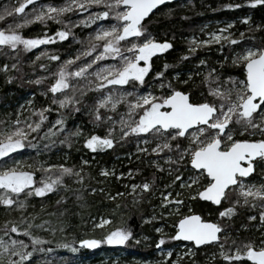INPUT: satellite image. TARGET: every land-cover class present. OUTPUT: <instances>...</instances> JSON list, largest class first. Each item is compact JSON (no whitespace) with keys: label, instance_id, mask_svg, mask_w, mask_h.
Wrapping results in <instances>:
<instances>
[{"label":"snow or ice","instance_id":"1","mask_svg":"<svg viewBox=\"0 0 264 264\" xmlns=\"http://www.w3.org/2000/svg\"><path fill=\"white\" fill-rule=\"evenodd\" d=\"M168 2L13 0L0 10V22H5L0 26V58L3 60L0 73L5 74L9 83L24 80L27 75L24 63L35 73L36 61L47 59L49 63L38 65L44 74L36 75L34 81L29 82L41 85L51 80L43 94H52L51 104L42 107H35L29 100L28 104L32 106L29 116L17 112L15 119L0 120V206L18 212L20 217L19 223L6 220L0 229V264H32L33 259L37 264H46L43 257L53 249L42 246L48 241L38 232L67 235L68 210L47 212L41 203L40 212H27L32 199L46 198L49 193L63 190L75 195L79 206L84 208L87 205L86 201L82 202L81 189L92 194L98 191L85 184L86 178L94 179L85 167L90 166L91 161L82 158L80 167L43 160L25 163L14 159L17 150L36 149L42 140L47 141L42 145L45 151L55 147L57 142L71 149L81 137L84 146L92 152L112 149L120 142L135 139V151L156 171L171 178L161 187L153 175L150 180L126 185L130 192L106 193L109 200L131 195L136 201L142 200L145 193L155 196L158 192L160 203L153 207L160 209V215L153 213L151 217H144L143 222L159 220L172 213L179 216L174 235H164L162 227L155 228L161 233L157 248L166 240L192 242L195 248L175 253V259H172L171 249L162 251L157 264H183L185 258L191 264H197L198 248L210 244L217 246L219 256L227 264H243L245 259L251 264H264V240L258 245L252 240L240 243L232 236L229 223L242 208L258 209L260 223L257 227H264V35L259 37V44L256 35H245L246 32L264 33V19L253 23L249 16H243L241 23L247 28L238 35L230 31L236 21L227 22L217 31L206 32L208 39H197L193 35L188 51L181 55L175 67L165 62L161 70L155 71L153 88L146 80L153 71L152 58L174 45L170 39L156 37L151 31V19ZM244 5L251 8L264 6V0H244L243 5L227 2L221 7L236 9ZM168 12L171 13V9ZM100 21L104 23L89 31L87 36H78L73 31L97 25ZM36 23L42 25L44 34L25 36L23 29ZM50 23L60 27L50 33ZM69 37L81 46L74 54L65 53L62 57L59 52L44 49L32 60H22L24 53H30L38 46L57 40L67 41ZM241 43L244 47L231 53V63L243 69V78L231 75L226 69L227 56L217 61L219 68L210 66L205 59L198 60L194 68L179 66L200 47L217 44L220 45L218 50L223 52L225 44L231 48ZM106 58L116 62L98 63ZM51 62H55L54 68ZM195 77H201L200 81L197 82ZM145 85L147 90L143 88ZM90 93L98 95L90 96ZM50 111L59 115L50 122L51 126H46V113ZM82 111L93 125L87 134L81 124L74 128L68 126L70 118ZM97 127L104 129L103 135L95 131ZM258 170L260 179L253 180ZM36 171L41 173L39 179ZM113 174L107 168H101L99 172L104 177ZM115 175L117 179L126 175L131 178L133 169ZM69 180L80 188L73 189ZM187 189H193L187 200L217 206L215 220L204 218L191 206L187 214L180 215V208L187 203L183 191ZM67 199L68 196L61 195L55 203L60 205ZM41 214L48 219H41ZM52 217L56 219L53 221ZM256 219V215H247V221ZM91 220L93 228L110 223L109 217H101L97 222L93 216ZM241 227L246 229L249 225L245 223ZM13 233L28 237V242L12 236ZM132 239H135L134 230L122 224L109 230L102 239H74L72 243L60 242L57 247L77 253L80 248L124 245ZM209 256L216 259L215 254Z\"/></svg>","mask_w":264,"mask_h":264},{"label":"trees","instance_id":"2","mask_svg":"<svg viewBox=\"0 0 264 264\" xmlns=\"http://www.w3.org/2000/svg\"><path fill=\"white\" fill-rule=\"evenodd\" d=\"M13 0H0V10L9 6ZM54 3H58L59 0H53ZM235 2L243 5L244 0H182L169 5H166L158 12L152 15L151 19V31L156 35L158 39H170L174 47L167 50L165 53L158 54L152 58L153 71L151 75L146 77L149 84H152V76L155 71L161 70L163 64L167 62L169 65L176 66V62L180 59L181 55L188 51L189 39L195 35L196 37H203L204 34L212 28L220 29V27L227 24L229 21H236L230 31L233 35H238L241 31L247 28V25L241 23L243 16H249L253 23L259 22L264 19V6H256L255 8L244 5L236 9H223L221 6L223 3ZM31 7V6H29ZM171 9V13L168 10ZM81 16L84 13H80ZM104 23V21L97 22V25L90 27H79L73 29L78 36H87L89 31H93L96 26ZM5 22H0V26H4ZM57 27L55 23L49 24V32H54ZM25 36H37L43 35V27L39 23L29 25L23 29ZM167 34V35H165ZM246 37L256 35V43L259 44V37L264 33L246 32ZM251 42V41H249ZM80 44L75 43L71 37L67 41H55L51 44H45L38 46L37 49L32 50L30 53H24L22 60L28 61L35 58L39 51L48 49L53 52H59L62 57L65 53H75V50L80 48ZM244 44H238L233 47H229L227 44L223 46V52L219 51L220 45L206 46L197 49L196 53L189 57L188 60L182 61L180 67L184 69L194 68L197 61L205 59L212 67L219 68L217 61L224 60L228 57V61L225 65L226 69L231 75L238 78H243V69L232 65L231 53L239 48H243ZM3 60L0 58V63ZM39 63H49L47 59H40L36 61V72H32V68L24 63V72L27 73L24 80H14L9 83L6 80L5 74L0 73V120L15 119V110L17 107L18 99L24 97H32L33 105L35 107H42L45 104H51L52 94L48 93L45 96L43 93L46 91L51 80L44 81L41 85H36L34 81L36 75H43L42 70L39 69ZM102 64L103 61L98 62ZM52 67H55V62H51ZM11 74V73H10ZM183 78V77H182ZM197 82L201 77H195ZM112 87V86H111ZM110 87V88H111ZM118 87V86H115ZM126 87V86H122ZM155 88V84H152ZM144 90H147V85L143 86ZM131 91V88H127ZM201 90L204 91V86L201 85ZM90 96L98 95L97 93H90ZM56 108V105H52ZM120 111L123 112L124 108L121 105ZM30 113H26L23 116L27 117ZM48 115V121H45L46 126H51L50 122H54L59 115L56 111H50L46 113ZM38 118V117H37ZM76 124H81L84 127L85 133H89L93 129L92 123L88 117L82 111L80 114L70 118L69 128H74ZM95 131L98 134L103 135L104 129L97 127ZM63 137L61 136L60 139ZM39 139V138H38ZM47 143L46 140H42L38 143L36 149H23L17 151L14 155V159H20L25 163H34L36 160H43L47 163H66L68 165H75L80 167V161L82 158L91 161L90 166H85L87 171L91 173L94 179H85V184L91 187H96L98 191L95 194L87 192L81 189L82 202L86 201V207L81 208L76 200L75 195H71L68 192L61 190L56 193L47 194L46 198L36 197L30 201L27 212H40V205L43 203L47 212H59L62 209H67L69 212L68 223L69 227L66 228L67 235L63 232H57L55 234L39 231L38 234L42 235L47 243L42 245L43 247L52 248L53 251L47 254L43 259L46 264H78L82 259H90L94 257V254L98 255L100 250L89 251L86 248H80L77 253H72L68 249L57 247L60 242L72 243L78 239L84 238H98L102 239L103 236L112 228L118 227L122 224L130 226L135 233V239H132L121 247L116 248H104L101 250L104 254H120L124 253V259L127 262H133L136 260H147L156 257L158 236L153 234V227L157 225V219H153L148 222H143L144 217H151L153 213L157 216V208L153 205H157L151 199V193H145L142 200L134 201L131 195H121L113 200H109L106 193L111 191L112 193L121 192L126 193V185L132 183H140L145 179H151L153 175L157 177L158 184L162 187L170 177L156 171L146 160L144 156L140 154V158L137 159L135 149L137 141L132 139L131 141H123L118 143L114 148L104 151L92 152L88 150L83 144V137L79 142H74L71 149L66 145H60L58 142L55 147H50L47 151L43 150L42 145ZM67 154V159H65ZM121 168V172L127 173L128 169H133V175L130 180L126 175L120 179H116V175L103 177L99 175L101 168ZM135 169H140V172H135ZM120 172V173H121ZM41 173L36 171V178L39 179ZM253 180L259 181V170L257 174L252 177ZM73 189L80 188V185L72 184L71 180L68 181ZM104 188V192H100L99 189ZM61 195L68 196V199L57 205L55 202ZM32 205H35L33 208ZM120 205V207H117ZM191 206L194 212L200 213L204 218L215 220L218 214V208L210 205L207 202L200 200H187V203L183 205V210L180 215L187 214L188 207ZM226 206V205H225ZM258 209H241L239 214L229 223L232 225L231 234L238 242L242 243L247 240H252L257 245L261 240H264V236L260 237L264 227H257L260 221L258 218ZM27 214V213H25ZM253 214L257 216L255 221H247V215ZM96 217L98 221L101 217H109L110 223L102 228H93L91 217ZM179 218V216H177ZM19 213L16 211H10L0 206V229L3 228L6 220H15L19 223ZM41 219H48V217L41 214ZM178 218H175L172 222V227L169 229L167 235H174V225ZM53 221L55 217L51 218ZM86 221V223H85ZM37 223L39 220L36 221ZM247 223L248 228H242L241 225ZM239 229V232L236 230ZM18 239H23L28 242V237L23 234H11ZM148 237L149 241L143 242L142 238ZM104 246V245H103ZM165 247L175 248L179 246H188L195 248L190 243H183L180 241L166 240ZM76 247L79 248L77 244ZM216 245H208L198 248L196 260L197 264H227L218 254L215 253ZM172 259H175V250ZM209 254H215L216 259L212 260ZM94 259V258H93ZM90 262V261H89ZM32 264H37V260L33 259ZM92 264V263H91ZM183 264H191V261L187 258L184 259ZM239 264V262H237ZM243 264H250L246 259Z\"/></svg>","mask_w":264,"mask_h":264},{"label":"rangeland","instance_id":"3","mask_svg":"<svg viewBox=\"0 0 264 264\" xmlns=\"http://www.w3.org/2000/svg\"><path fill=\"white\" fill-rule=\"evenodd\" d=\"M226 25V24H225ZM224 25V26H225ZM218 29L216 28H212L210 29L209 31L207 32H211V31H217ZM209 37L206 36L204 34L203 37H197V39H208ZM213 45H216V44H210V45H207V46H213ZM203 47H206V46H203ZM201 48V47H200ZM199 49V48H198ZM158 55V54H157ZM116 61L113 60L112 58H106L105 60H103V63H115ZM102 63V64H103ZM111 87V86H109ZM113 87V86H112ZM118 87H122V86H118ZM31 100L32 101V97H24V98H21V99H18V103H17V107H16V110H15V117H16V113L17 112H21L22 113V116L26 113H30V110H31V107L29 104H28V101ZM137 146V144H136ZM142 146V145H141ZM23 150V149H22ZM17 151H21V150H17ZM136 156H140L139 153H137L135 151L134 153ZM17 160H20L17 158ZM91 165H94V164H91ZM110 172L114 173L113 175H115L116 173H120L121 172V168L117 167L115 169L114 168H107ZM113 175H109V176H113ZM104 177V176H103ZM117 179V178H116ZM130 180V178L128 179ZM130 185V184H128ZM127 188V192H130V188L126 187ZM193 189H187V190H183L184 191V195H185V199L187 200V197H188V194L192 191ZM137 191H139V189H137ZM151 199L157 203L159 205L160 203V196H159V193L157 192L155 196L151 195ZM183 206L180 208V214H181V211L183 210L182 209ZM165 210H169V209H165ZM160 215V209L158 208L157 209V216ZM178 215H176L175 213H172L171 215L167 216V217H163L162 219H159L157 220V225L155 227H153V234L160 237L161 233H157L155 231V228L156 227H162L163 228V234L164 235H167L169 233V229H171V227L173 226L172 225V222L175 218H178L177 217ZM99 221V220H98ZM97 221V222H98ZM106 226V225H105ZM260 237H263L264 236V231L261 232V234L259 235ZM142 241L143 242H147L149 241L148 237H143L142 238ZM104 245V246H103ZM122 245H108V244H102V245H99L97 248L95 249H87L89 251H97V250H100L98 255L94 254V257H90V259H82L78 264H157V261H160L161 260V252L162 251H167L169 249H171L172 251L175 250V253H180V252H184L186 249L190 248L188 246H179L177 247V249L175 248H167L165 247L164 245H161L160 248L158 249L157 248V251H156V257L155 258H150V259H147V260H136V261H133V262H127L125 259H124V253H120V254H104V252H102L101 250H104V248H116V247H121ZM215 253L219 255V250L216 246V249H215ZM94 258V259H93ZM176 258V256H175ZM90 261V262H89Z\"/></svg>","mask_w":264,"mask_h":264},{"label":"water","instance_id":"4","mask_svg":"<svg viewBox=\"0 0 264 264\" xmlns=\"http://www.w3.org/2000/svg\"><path fill=\"white\" fill-rule=\"evenodd\" d=\"M178 1H182V0H169V2L168 3H166L165 5H163L162 7H164V6H166V5H169V4H172V3H175V2H178ZM162 7H160V8H162ZM155 11V10H154ZM204 202V201H203ZM214 207H217V206H215V205H213ZM180 242H183V243H190V244H192L194 247H195V245L192 243V242H188V241H183V240H180ZM210 245H212V244H210ZM208 246V245H207ZM201 247H204V246H200L199 248H201ZM249 262V261H248ZM250 264H251V262H249Z\"/></svg>","mask_w":264,"mask_h":264}]
</instances>
